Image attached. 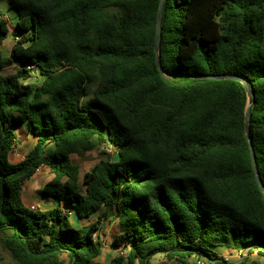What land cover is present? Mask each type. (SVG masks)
Returning <instances> with one entry per match:
<instances>
[{
	"label": "trees",
	"instance_id": "trees-1",
	"mask_svg": "<svg viewBox=\"0 0 264 264\" xmlns=\"http://www.w3.org/2000/svg\"><path fill=\"white\" fill-rule=\"evenodd\" d=\"M6 1L15 21L10 27L0 14V44L13 39L0 70L16 64L0 74L7 264H94L101 244L93 234L109 217L120 253L106 264H151L157 254L176 264H257L215 248L264 254V193L244 125L249 102L247 132L264 187V0H163L159 61L168 76L154 60L159 0ZM35 74L39 83H23ZM202 74L239 75L245 84L189 77ZM21 124L36 141L11 163ZM106 143L116 159L98 160L82 189L70 155ZM41 165L53 174L42 193L58 202L46 211L20 197ZM69 212L98 216L82 231Z\"/></svg>",
	"mask_w": 264,
	"mask_h": 264
},
{
	"label": "crops",
	"instance_id": "crops-1",
	"mask_svg": "<svg viewBox=\"0 0 264 264\" xmlns=\"http://www.w3.org/2000/svg\"><path fill=\"white\" fill-rule=\"evenodd\" d=\"M10 20H9V23H10ZM11 25L12 24H10L9 26L11 27ZM4 56H6V55H4ZM11 64L16 65L15 62H12ZM7 65H9V64H7ZM3 68L0 70V74H2ZM14 131L16 133L17 142L18 143H16L14 145V147L8 153V160L11 163H15V162H18L21 159H23L24 156L26 155V153L30 150V148L34 145V143L36 141V136L29 134L27 132L26 127H25L24 124L16 126L14 128ZM20 137H22V139ZM98 147L101 148V150H102V148L107 150L108 147H110V149H111L110 150L111 151L110 154H112V158L110 160L113 161V160L116 159V158H114L115 151H114L113 147L110 144H107V143L106 144H101V145H98V146L92 148L91 150L96 149ZM42 150L46 154L52 153L53 148H52V144L50 143V141H48V140L46 141V143L42 146ZM91 150L82 152V153H80L78 155H83V154H85V153H87V152H89ZM105 150H102V151L105 153L106 152ZM16 151L19 154L18 156H16L17 155ZM100 159H105V158H99V160ZM80 176L81 175L79 174V170H78V180H79V183H80V185L82 186V189H83V184L81 182L82 179H80L81 178ZM52 177H53V174L50 171L49 166H47V165L39 166L38 169H36V171L32 174V176L28 180H26L25 183L22 186L21 193H20L22 204L25 207L29 208V209L38 210V211H46V210H49V209H51L53 207L58 206V202L55 199L44 195L42 193V190H41L43 184L46 183L47 181H49ZM63 209L65 210L66 207L63 206ZM68 216H69V220H70L71 224L75 228H78V229L84 231V230H86V228L88 227V225L91 222H95L96 221L97 216H98V212L93 213L92 215H90L87 218H78L73 212H69ZM108 219H105V220L101 221V224H102V222L104 223V221H107ZM113 222H114V224H115V226L117 228V232H116V234H117L118 231H119L118 230V226H117V222L114 219H113ZM101 224H100V228H101ZM114 248H116V247H114ZM116 249H119V248H116ZM215 251L220 256H226L228 253L232 252L233 249H230V248L225 247V246H217L215 248ZM253 254L254 253L251 252L250 256L253 255ZM256 254H259V253L257 252Z\"/></svg>",
	"mask_w": 264,
	"mask_h": 264
},
{
	"label": "rangeland",
	"instance_id": "rangeland-1",
	"mask_svg": "<svg viewBox=\"0 0 264 264\" xmlns=\"http://www.w3.org/2000/svg\"><path fill=\"white\" fill-rule=\"evenodd\" d=\"M0 14L4 18L10 17V24H14L15 19L11 18V12L8 10V4L6 0H1L0 1ZM13 44V39L10 35V33L1 41L0 44V52L3 53L4 55L8 56L10 48ZM16 71V66L13 64L6 65L3 68L2 74H9L13 73ZM36 77L30 78L23 83L26 84L30 82V84H35L40 82V78L35 74ZM92 95V89L90 88L88 90V95L84 97V100H88ZM22 139V137H20ZM18 143V142H16ZM17 146V145H16ZM16 148V147H15ZM102 150H105L102 148ZM101 150V148H96L93 149L83 155H78V154H71L70 158L73 164H76L78 166L79 174L81 175L80 179H82L83 174L92 166L94 165L99 158H105L110 160L112 158L111 151H107L104 153ZM111 150V149H110ZM108 152V153H107ZM114 152V151H113ZM16 156L19 154L16 151ZM116 158V154L114 156ZM97 220V219H96ZM103 221V220H102ZM117 228L113 222V219L109 217L107 221L102 222L101 228L95 232L94 234V239L98 240L101 244V253L100 255L94 259V264H106L107 261L113 257L116 256L117 254L120 253L119 249L114 248L111 245L112 242V237L116 234ZM259 250H261L262 253H264V246H260ZM0 257L1 261L0 264H7L11 261V257L8 253L7 250L3 249L0 244ZM64 257V256H62ZM228 259H237L236 256L232 254V252L228 253L226 255ZM247 258L248 262H256L257 264H264V254L261 255L259 254H253L250 256V254H247L245 256ZM151 264H176L175 261L173 260H168L166 259L163 255L157 254L152 258Z\"/></svg>",
	"mask_w": 264,
	"mask_h": 264
},
{
	"label": "water",
	"instance_id": "water-1",
	"mask_svg": "<svg viewBox=\"0 0 264 264\" xmlns=\"http://www.w3.org/2000/svg\"><path fill=\"white\" fill-rule=\"evenodd\" d=\"M162 2L163 0H159L158 2V9L156 14V21H155V31H154V44H153V50H154V60L155 64L157 66V69L161 76H168L159 61V46H160V35H161V29H160V17H161V11H162ZM191 78H199V79H233L241 82L243 85L245 84V78L239 75H226V74H202V75H190ZM246 91H248V88L246 87ZM250 113H249V102H247L244 110V125H245V134L248 138V146H249V152H250V162L254 173L255 181L258 184L259 189L264 193V187L262 186L260 179L257 174V168L255 166V160H254V152L252 148L251 140L248 137L247 132V122L249 119Z\"/></svg>",
	"mask_w": 264,
	"mask_h": 264
},
{
	"label": "built area",
	"instance_id": "built-area-1",
	"mask_svg": "<svg viewBox=\"0 0 264 264\" xmlns=\"http://www.w3.org/2000/svg\"><path fill=\"white\" fill-rule=\"evenodd\" d=\"M107 151H110V147H108ZM94 234H93V237H94ZM252 253L256 254L257 251L256 250H253ZM232 254L234 256H236L237 259H239V258H244L247 254H250V253L247 252V249H238V250L237 249L236 250L234 249L232 251ZM222 257L225 258V259H228L226 256H222ZM195 262H196V264H203V262L201 260H196Z\"/></svg>",
	"mask_w": 264,
	"mask_h": 264
}]
</instances>
